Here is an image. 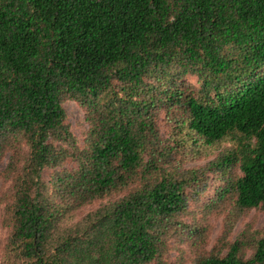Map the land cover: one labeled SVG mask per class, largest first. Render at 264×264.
Returning <instances> with one entry per match:
<instances>
[{
    "label": "trees",
    "instance_id": "1",
    "mask_svg": "<svg viewBox=\"0 0 264 264\" xmlns=\"http://www.w3.org/2000/svg\"><path fill=\"white\" fill-rule=\"evenodd\" d=\"M6 156L0 264H264V0H0Z\"/></svg>",
    "mask_w": 264,
    "mask_h": 264
},
{
    "label": "rangeland",
    "instance_id": "2",
    "mask_svg": "<svg viewBox=\"0 0 264 264\" xmlns=\"http://www.w3.org/2000/svg\"><path fill=\"white\" fill-rule=\"evenodd\" d=\"M188 79L193 82L196 83V78L195 77H188ZM63 108L66 111V115H67V122L70 125L71 131L73 132V134L78 138L79 142L82 143L83 141V132L84 130L87 128V124L84 120V114L83 111L81 110V108L78 106V104L73 101V100H66L63 102ZM163 114L160 116V131L161 134L163 135L165 132V127L163 125ZM230 144L229 140H225V141H221L211 147H207L206 144H199V150H202L203 152H207V156H203L200 158H194L191 159V156L189 158V160L186 163V167L189 166H202L204 165L206 162L214 159V157L216 156V154L222 150H224V148H227ZM208 151H205V150ZM195 155H192V157ZM7 156L4 158V160L2 161V163L0 164V170H2V168L5 166V164L7 163ZM51 170H44L42 172V175L45 179H47L49 177V173ZM209 178H213L215 176L214 173H209L208 174ZM0 187H1V182H0ZM212 180H210L208 182V187H207V192L202 196V199L210 196V194L212 193ZM195 206H193L194 208ZM253 223L255 228H259L263 225L264 223V210H250L247 214L243 215L235 224L232 230V237H235L237 235V233L247 224V223ZM209 223L211 226V235H210V244L212 242H214V240L221 234L222 232V225H223V216H216L215 214H211L209 215ZM6 230L1 226L0 223V247L6 237ZM181 248L186 249V247L181 244L180 245ZM190 252L187 250L184 252V254L181 256L180 255V251L177 249H172L169 252V258L174 260L175 262H179L180 259H183L186 264H189V260H190Z\"/></svg>",
    "mask_w": 264,
    "mask_h": 264
}]
</instances>
